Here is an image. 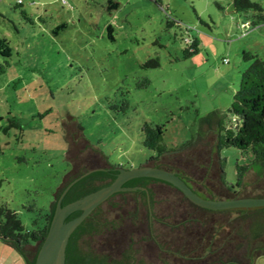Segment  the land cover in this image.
Masks as SVG:
<instances>
[{
    "label": "rangeland",
    "instance_id": "rangeland-1",
    "mask_svg": "<svg viewBox=\"0 0 264 264\" xmlns=\"http://www.w3.org/2000/svg\"><path fill=\"white\" fill-rule=\"evenodd\" d=\"M108 1L0 0V35L9 41V56L0 55V204L25 227L49 210L70 170L64 157L72 122L108 163L122 168L146 164L153 151L143 145V126L158 124L165 145L180 151L166 161L195 179L215 180L217 129L207 124L235 125L228 108L249 65L243 52L264 59V24L250 26L232 0H110L118 3L110 10ZM61 22L66 28L53 35ZM193 39L197 51L185 56ZM149 59L158 66L143 67ZM12 119L20 127H7ZM219 156L229 183L237 165L248 164L239 197L264 194V167L250 163V154L229 147ZM159 195V214L174 215L168 222L178 223L191 209L170 188ZM236 215L203 217L207 225L224 224L215 238L223 242ZM148 246L140 245L142 257L160 264ZM22 262L0 241V264ZM254 264H264V255Z\"/></svg>",
    "mask_w": 264,
    "mask_h": 264
},
{
    "label": "trees",
    "instance_id": "trees-1",
    "mask_svg": "<svg viewBox=\"0 0 264 264\" xmlns=\"http://www.w3.org/2000/svg\"><path fill=\"white\" fill-rule=\"evenodd\" d=\"M262 1L232 0L233 11L244 14L252 27L262 25ZM117 7V2L108 1V10ZM21 14L27 21L30 20L24 11ZM65 28L66 23H59L52 29V34L57 36ZM106 31L107 37L114 40L111 25L106 27ZM8 51L9 41L0 35V55L7 57ZM196 51L197 41L193 39L184 49V55ZM243 59L249 61V65L240 74L238 88L228 108L235 117V125L225 126L219 119L207 124H215L217 129L213 161L215 180H198L182 173L175 163L165 159L167 154L180 151L165 145L162 127L147 123L143 126V145L153 151L145 165L175 172L203 198L239 197L243 173L248 164L237 165L235 182H227L223 170L225 158L219 156L222 148L230 147L250 154V163L264 167V59L247 52H243ZM142 66L156 67L158 60L149 59ZM10 126L20 127L13 119L7 127ZM67 128L69 148L66 158L71 168L55 191L49 210L40 219H33L32 227L28 228L21 223L15 211L0 204V241L16 251L23 264H34L57 201L60 199L61 206H64L110 184L120 167L108 163L103 154L89 144L78 124L75 126L72 122ZM88 150L95 160H85L83 155ZM82 160L86 163L79 165ZM123 186L137 188L115 192L75 228L65 248V264H150L142 257L140 245H149L147 248L155 252L160 264H254L260 255H264V206L216 210L202 208L190 202L169 182L148 176L131 178ZM163 187L176 192L191 207L176 224L166 218H172L173 214H159L163 202L159 194ZM246 196L263 197L264 194ZM233 211H237V215L227 229L228 238L223 242L215 240L218 234L225 231L224 224H209L208 228L203 216L220 213L230 216ZM79 213V210L71 212L65 221ZM182 230L185 231L183 241L178 238Z\"/></svg>",
    "mask_w": 264,
    "mask_h": 264
},
{
    "label": "water",
    "instance_id": "water-1",
    "mask_svg": "<svg viewBox=\"0 0 264 264\" xmlns=\"http://www.w3.org/2000/svg\"><path fill=\"white\" fill-rule=\"evenodd\" d=\"M83 157L86 158L85 160L88 161L95 160V156H93V153L89 150L84 152ZM64 159L66 162L70 163L66 158V155ZM85 160H82V162L79 161L80 164H78L82 165L83 163H86ZM139 176L154 177L169 182L176 189H178L190 202L206 209L216 210L264 206V196H241L235 198L219 199L203 198L196 194L175 172L170 171L168 169L159 168L151 165H142L135 168L118 167V173L110 184L101 187L100 189L89 193L83 196L82 198L77 199L64 206H61L60 199L57 201L49 224V228L47 230L46 236L42 240L41 245L37 251L34 264H65V248L68 242V238L71 233L75 230V228L98 205L103 203L115 192L137 188L125 187L123 186V184L129 179ZM57 188L51 195L52 201L54 199V193ZM76 210H79L80 213L77 216L65 221V217Z\"/></svg>",
    "mask_w": 264,
    "mask_h": 264
},
{
    "label": "crops",
    "instance_id": "crops-1",
    "mask_svg": "<svg viewBox=\"0 0 264 264\" xmlns=\"http://www.w3.org/2000/svg\"><path fill=\"white\" fill-rule=\"evenodd\" d=\"M18 1H19V0H18ZM61 23H62V22H61ZM64 23H65V22H64ZM57 25H58V24H57ZM55 26H56V25H55ZM55 26H54V27H55ZM62 31H63V30H62ZM51 32H52V29H51ZM58 34H59V33H58ZM53 35H54V34H53ZM22 264H23V263H22Z\"/></svg>",
    "mask_w": 264,
    "mask_h": 264
},
{
    "label": "flooded vegetation",
    "instance_id": "flooded-vegetation-1",
    "mask_svg": "<svg viewBox=\"0 0 264 264\" xmlns=\"http://www.w3.org/2000/svg\"><path fill=\"white\" fill-rule=\"evenodd\" d=\"M152 166V165H151ZM71 168V167H70Z\"/></svg>",
    "mask_w": 264,
    "mask_h": 264
},
{
    "label": "built area",
    "instance_id": "built-area-1",
    "mask_svg": "<svg viewBox=\"0 0 264 264\" xmlns=\"http://www.w3.org/2000/svg\"><path fill=\"white\" fill-rule=\"evenodd\" d=\"M20 1V0H19Z\"/></svg>",
    "mask_w": 264,
    "mask_h": 264
}]
</instances>
